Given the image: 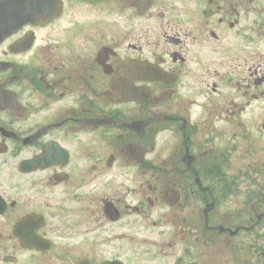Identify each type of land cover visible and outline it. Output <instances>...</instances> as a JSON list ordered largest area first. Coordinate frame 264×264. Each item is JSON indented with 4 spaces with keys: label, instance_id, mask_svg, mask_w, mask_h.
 Returning a JSON list of instances; mask_svg holds the SVG:
<instances>
[{
    "label": "flooded vegetation",
    "instance_id": "af4514ba",
    "mask_svg": "<svg viewBox=\"0 0 264 264\" xmlns=\"http://www.w3.org/2000/svg\"><path fill=\"white\" fill-rule=\"evenodd\" d=\"M0 264H264V0H0Z\"/></svg>",
    "mask_w": 264,
    "mask_h": 264
}]
</instances>
